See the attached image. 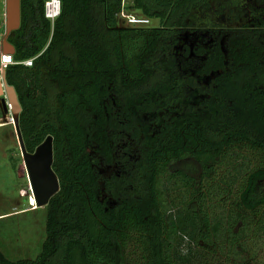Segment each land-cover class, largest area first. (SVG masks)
<instances>
[{"label":"trees","instance_id":"obj_1","mask_svg":"<svg viewBox=\"0 0 264 264\" xmlns=\"http://www.w3.org/2000/svg\"><path fill=\"white\" fill-rule=\"evenodd\" d=\"M45 2L20 0L4 79L26 151L52 136L59 190L35 258L0 264L257 260L264 0H132L153 27L119 26L121 0Z\"/></svg>","mask_w":264,"mask_h":264},{"label":"rangeland","instance_id":"obj_2","mask_svg":"<svg viewBox=\"0 0 264 264\" xmlns=\"http://www.w3.org/2000/svg\"><path fill=\"white\" fill-rule=\"evenodd\" d=\"M132 0H125V11L141 15L130 8ZM4 0H0V43L4 34ZM119 26H127L117 16ZM156 19H149L145 27L157 25ZM132 42L127 51L135 49ZM0 82V89L2 90ZM4 93L0 95V99ZM0 250L11 260L33 259L40 251L44 238V207L31 205V186L21 155L11 115L4 113L0 102ZM178 167L197 175V165L189 159L179 162ZM252 264H264V248L259 251Z\"/></svg>","mask_w":264,"mask_h":264},{"label":"water","instance_id":"obj_3","mask_svg":"<svg viewBox=\"0 0 264 264\" xmlns=\"http://www.w3.org/2000/svg\"><path fill=\"white\" fill-rule=\"evenodd\" d=\"M46 2L48 0H45ZM20 25V0H5V32L2 37V51L13 53V47L6 40V35ZM3 88L0 89L1 107L4 113L10 112L21 155L27 171L32 195L37 207H44L49 199L59 190V182L52 169L53 147L52 136L48 135L33 152L26 151L20 133L18 131V115L21 110L15 89L8 85L2 73ZM9 104V108H8Z\"/></svg>","mask_w":264,"mask_h":264},{"label":"built area","instance_id":"obj_4","mask_svg":"<svg viewBox=\"0 0 264 264\" xmlns=\"http://www.w3.org/2000/svg\"><path fill=\"white\" fill-rule=\"evenodd\" d=\"M4 2H5V0H4ZM57 2H58V8L54 12L52 10L48 9V6H47L48 2H45V16L47 18L54 19L58 15L59 8H60V2H59V0H57ZM4 7H5V5H4ZM3 16H4V32H5V8H4ZM117 16L122 18V20L126 23L127 26L145 27L147 25V23H149V18H147L143 15H134L132 13L126 12L125 11V0H121V10L117 14ZM31 62H32L31 59H26V60L22 61L23 65H26V66L31 65ZM12 63H13L12 54L4 53L2 51V39H1V43H0V82H1L2 87H3L2 73L4 72L5 68ZM8 108H9V104H8ZM8 113L11 115L10 112H8ZM11 119L13 121L12 115H11Z\"/></svg>","mask_w":264,"mask_h":264},{"label":"bare ground","instance_id":"obj_5","mask_svg":"<svg viewBox=\"0 0 264 264\" xmlns=\"http://www.w3.org/2000/svg\"><path fill=\"white\" fill-rule=\"evenodd\" d=\"M47 2H48L47 3L48 9L52 10L53 12L57 10V8H58L57 0H48ZM30 196H31V198H30L31 199V205H34L35 201H34L33 195H30Z\"/></svg>","mask_w":264,"mask_h":264}]
</instances>
